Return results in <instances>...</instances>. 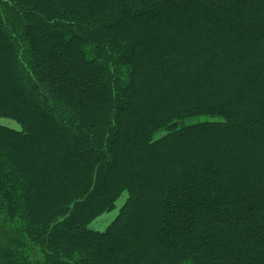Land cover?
<instances>
[{
    "label": "trees",
    "instance_id": "16d2710c",
    "mask_svg": "<svg viewBox=\"0 0 264 264\" xmlns=\"http://www.w3.org/2000/svg\"><path fill=\"white\" fill-rule=\"evenodd\" d=\"M4 117L0 264H264V0H0Z\"/></svg>",
    "mask_w": 264,
    "mask_h": 264
},
{
    "label": "rangeland",
    "instance_id": "374dc122",
    "mask_svg": "<svg viewBox=\"0 0 264 264\" xmlns=\"http://www.w3.org/2000/svg\"><path fill=\"white\" fill-rule=\"evenodd\" d=\"M197 122V119H189L188 121L185 122L186 125H189L190 123H195ZM0 124L2 125H7L8 127L19 131L20 124L17 123L16 121L9 119V118H0ZM127 199V193H124L121 196V199L117 202L116 207L110 211H107L106 213L102 214L101 216L97 217L96 219L93 220L91 223L90 227L96 231L104 232L107 230V226L113 222L118 215L120 214V209L124 205L125 201Z\"/></svg>",
    "mask_w": 264,
    "mask_h": 264
}]
</instances>
